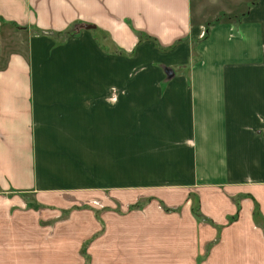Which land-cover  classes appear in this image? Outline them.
I'll return each mask as SVG.
<instances>
[{
	"label": "crops",
	"instance_id": "obj_1",
	"mask_svg": "<svg viewBox=\"0 0 264 264\" xmlns=\"http://www.w3.org/2000/svg\"><path fill=\"white\" fill-rule=\"evenodd\" d=\"M0 17L37 31L0 65V264H38L39 213L21 210L22 193L172 203L189 190L240 196L232 243L263 264L250 212L254 199L264 217V0H0ZM81 24L94 27L58 41ZM105 223L107 236L124 228ZM167 224L152 227L160 245ZM144 228L124 234L134 243Z\"/></svg>",
	"mask_w": 264,
	"mask_h": 264
},
{
	"label": "rangeland",
	"instance_id": "obj_2",
	"mask_svg": "<svg viewBox=\"0 0 264 264\" xmlns=\"http://www.w3.org/2000/svg\"><path fill=\"white\" fill-rule=\"evenodd\" d=\"M222 18L225 17L220 14L206 25ZM81 29L90 28H85V24L73 25L60 35L58 41L76 35ZM28 32L37 31L32 26H21L0 17V65L5 64L6 58L13 52L25 53ZM92 32L95 37L94 29ZM127 54V57L133 55ZM134 71L131 67L129 72ZM220 192V195L211 192L201 196L200 192L189 190L170 199L172 203L157 192H139L134 196L125 193L119 198L108 191L93 195L62 192L48 197L51 203L37 202L33 196L24 193L19 196L22 199L21 210L32 209L39 213V228L37 232L34 230V237L37 234L38 240V264H123L118 261L120 255L130 257L132 262L139 256L134 264H144L140 258L147 264H165L160 255L166 252L167 264H243L245 254L249 256L253 253L252 246L232 243L240 230H230L232 224L246 221L241 218V198H226L224 196L227 195ZM231 200L236 204V211L225 214L223 206ZM106 212H111L110 218L104 217ZM250 215L252 231L263 238L260 247L264 252V217L254 199ZM106 219L121 222L124 228L114 236H107ZM164 220L169 230L166 246L160 245L159 236L163 235V231L152 228L160 226ZM134 222L145 228L139 231L141 239L139 233L134 232L133 243L124 232ZM175 227L183 236L182 243L177 246L175 237L170 233V229ZM145 237L146 242H136ZM261 256L264 264V253Z\"/></svg>",
	"mask_w": 264,
	"mask_h": 264
},
{
	"label": "water",
	"instance_id": "obj_3",
	"mask_svg": "<svg viewBox=\"0 0 264 264\" xmlns=\"http://www.w3.org/2000/svg\"><path fill=\"white\" fill-rule=\"evenodd\" d=\"M94 26L93 25H90V24H86L85 25V28H93Z\"/></svg>",
	"mask_w": 264,
	"mask_h": 264
},
{
	"label": "trees",
	"instance_id": "obj_4",
	"mask_svg": "<svg viewBox=\"0 0 264 264\" xmlns=\"http://www.w3.org/2000/svg\"><path fill=\"white\" fill-rule=\"evenodd\" d=\"M206 35V31H205V33H204V35H203V37Z\"/></svg>",
	"mask_w": 264,
	"mask_h": 264
}]
</instances>
